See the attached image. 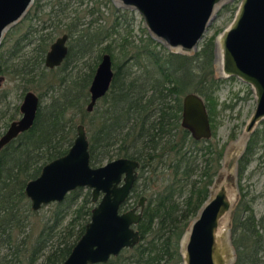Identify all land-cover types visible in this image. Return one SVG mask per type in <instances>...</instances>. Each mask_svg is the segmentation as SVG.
<instances>
[{
  "label": "trees",
  "instance_id": "1",
  "mask_svg": "<svg viewBox=\"0 0 264 264\" xmlns=\"http://www.w3.org/2000/svg\"><path fill=\"white\" fill-rule=\"evenodd\" d=\"M40 1L33 0L25 13L45 20L39 29L29 30L37 35V42L24 51L19 43L27 38L20 37L6 55H0L1 75L18 80L24 91L28 86H44L47 92L43 94L49 95L46 104L40 103L33 126L0 152V264H61L84 233L92 209L88 191L84 194L77 188L54 203L37 234L30 229L29 217L35 212L24 194L27 181L36 178L44 164L68 151L78 123L86 128L91 166L120 157L139 162L123 209L132 198L146 196L142 217L135 225L140 241L107 263L97 264H182V238L209 197L223 156L224 147L213 138L216 92L224 81L214 69L215 37L205 38L191 54L175 52L145 29L134 34L132 23L121 13L111 25L101 26L99 16L94 18L97 7L86 9L93 16L86 22L76 19V9L67 10L72 0H49L48 18L41 19ZM61 28L72 40L69 54L60 67L47 71L45 53L54 32ZM92 53L93 62L82 64L88 66L87 72L80 73V60ZM102 53L113 60V79L106 95L87 112V89ZM191 92L204 100L212 128L210 139L195 140L181 127L182 98ZM5 94H0L3 129L17 113V107L11 113ZM227 108L231 106L224 105L222 110ZM259 145L264 149V122L249 135L238 158L239 178ZM245 195L231 211L232 264H264V219L256 218Z\"/></svg>",
  "mask_w": 264,
  "mask_h": 264
},
{
  "label": "water",
  "instance_id": "2",
  "mask_svg": "<svg viewBox=\"0 0 264 264\" xmlns=\"http://www.w3.org/2000/svg\"><path fill=\"white\" fill-rule=\"evenodd\" d=\"M33 0H0V42L4 33L26 13ZM136 10L153 39L181 53L196 50L215 7L222 0H113ZM67 34L57 37L46 52L44 66L55 68L65 59ZM223 77H236L249 85L255 107L244 133L250 135L264 121V0H240L230 24L218 35ZM114 71L109 54L102 55L88 88L90 112L96 101L110 88ZM39 97L25 93L20 104L21 117L12 121L0 137V152L19 134L29 130L39 108ZM181 127L195 140L210 139L212 128L204 100L195 93L182 98ZM89 142L85 126H76V136L68 151L41 168L27 181L24 194L33 211L50 203L62 202L77 188H89L93 203L89 222L61 264L107 263L123 249L140 241L135 225L142 217L146 196L136 206L123 211L137 179L139 162L120 157L100 166L90 165ZM232 206L226 185L209 196L192 220L181 248L182 264H232L228 243L219 222Z\"/></svg>",
  "mask_w": 264,
  "mask_h": 264
},
{
  "label": "rangeland",
  "instance_id": "3",
  "mask_svg": "<svg viewBox=\"0 0 264 264\" xmlns=\"http://www.w3.org/2000/svg\"><path fill=\"white\" fill-rule=\"evenodd\" d=\"M48 1L49 0H41L39 2L40 5L42 6L41 8L43 11L41 15L39 14V17H41V19L46 17L48 18L47 10L48 7H50L51 5V3H49L48 6ZM76 1L79 0H72L69 3V7L67 10L76 9L78 11V15L76 18L77 20L80 21L84 20L86 22L91 20L93 16L90 17L86 9L94 6L99 9V11L94 14V18L99 16V18L97 19L98 25L101 26L111 25L115 15L121 13L126 17V19L130 23H132V27H133L132 29H134L133 30L134 34L139 35L143 29L147 31V29L145 28L143 18L136 10L132 8L122 6L121 4L113 0H80L82 1L80 5H77L78 3ZM239 1L240 0H222L221 3L215 7L213 17L210 20L207 29L204 33V36L202 40L199 42L196 50L200 48L201 43L207 37L214 36L215 41H217L218 35L230 24L231 20L233 19ZM69 15H71V17L75 16L73 13H70ZM29 16L30 15L26 17V15H24L17 23L12 25L4 33L2 40L0 42V55H6L7 49L9 50V48L13 46L15 41L20 37L27 38L25 40H21V42L19 43L20 47L23 48L22 50L24 51L31 49L34 43L37 42L34 39L37 35H33L29 33V30L35 28L39 29L42 25V21L45 20H38V18L34 17V15L33 18H30ZM61 29H62L61 31L58 30L57 32H54V38L50 44H52V42L58 36H60L62 33L65 32L63 31V28ZM25 33H28V35H25ZM29 39H32L31 43L28 42ZM71 42L72 40L70 38L68 42V46H70ZM170 50L178 52V50L176 49H170ZM196 50H193L190 53H186V54H191ZM94 55L95 53H92V55L91 56L89 55V57L86 60L83 59L80 60L83 61L81 64H79V67H81L78 68L80 70V73L83 74L87 72L88 66L85 67V65L83 66L82 64H85L84 62L88 60H89L88 63H92L94 60ZM1 60L2 57L0 56V61ZM220 64H221L220 53L218 47H216L215 58H214V69L216 72V76L224 79V81L221 84L220 89L216 92L218 111L214 123L216 125V127L214 126L215 137L213 138L219 140V144L222 145L224 149L221 160V167L214 178L213 184L210 187V196L215 194V192L219 189V187L222 184L226 185L227 193L231 200L232 206L230 208V211L226 213L224 217L221 218L219 222V231H221V233L223 234L225 243L229 242L227 248L229 252L228 258L233 263L235 256H234V249L231 245V239H230L231 211L233 210L235 204L239 201L242 193L246 194L244 199L248 200L251 203L256 218L264 219V149L260 148V145L259 148L257 147V150L253 155L252 161L248 165L245 173L243 174V177L239 178L237 174V167H238L237 161L240 155L243 153L246 147V143L249 139V135L244 133V126L255 107V98L251 88L246 83L242 82L236 77H223L221 71L222 66H220ZM47 71H49V69ZM26 91H32L37 95L42 94L43 96L42 104L44 103L46 104L49 101V95L43 94L44 92H47V89L44 86L43 87L28 86L27 89L24 91L23 87L21 86V83L18 80H15L11 76L5 77L4 75L0 74V94L6 93L5 94L6 100L10 103V106L13 109L11 113H13L14 108L17 107V113L14 116V120H18L21 117V113L19 111V105L21 104L23 95ZM224 105H230L231 108L222 110V107ZM76 117L78 119L79 116L77 115ZM3 121H5L4 118L0 120V137L3 134V131L7 130V127L6 129L5 128L3 129ZM10 122L8 123V126ZM263 122L264 121H262L256 127V129L260 127V125ZM81 189H82V193L85 194L88 191L91 195V190L89 188H81ZM137 202L138 200L136 198H132L128 203L127 209L136 206ZM53 204L54 203H50L48 205L41 207L38 211H34L35 214H32L29 217V221L31 223L30 229L33 234H37L39 232V230L42 227V224L45 222V218L51 215V212L54 207ZM89 206H93V203H91ZM188 230L189 228L187 229V231ZM187 231L184 234V237L182 238L181 248L182 245L184 247Z\"/></svg>",
  "mask_w": 264,
  "mask_h": 264
},
{
  "label": "flooded vegetation",
  "instance_id": "4",
  "mask_svg": "<svg viewBox=\"0 0 264 264\" xmlns=\"http://www.w3.org/2000/svg\"><path fill=\"white\" fill-rule=\"evenodd\" d=\"M63 34H67V33H62L61 35H63ZM61 35H60V36H61ZM67 35H68V34H67ZM58 37H59V36H58ZM69 39H70V37H69V35H68V39H67V41H66V46H67V48H68V53H67L65 59L67 58V56H68V54H69V49H70V46H68ZM50 45H51V44H50ZM50 45H49V48H50ZM49 48H48V50H49ZM48 50H47V51H48ZM47 51H46V52H47ZM103 54H105V53H102V54H101V56H100V58H99V61H98L97 65L100 63V60H101V57H102ZM107 54H108V53H107ZM45 55H46V53H45ZM109 55H110V54H109ZM110 57H111V56H110ZM65 59L63 60V62L65 61ZM44 60H45V57H44ZM111 60H112V59H111ZM63 62H62L61 64H63ZM60 66H61V65H60ZM60 66H58V67H60ZM58 67H55V68H58ZM96 67H97V66H96ZM96 67H95V69H96ZM45 68H46V67H45ZM46 69L51 70V69H54V68H51V69H50V68H46ZM94 73H95V70H94ZM94 73H93V75H94ZM93 75H92V78H93ZM92 78H91V80H92ZM90 83H91V81H90ZM90 83H89V86H90ZM89 86H88V88H89ZM26 92H28V91H26ZM26 92H25V93H26ZM87 92H88V89H87ZM107 92H108V91H107ZM25 93H24V95H25ZM35 94H36V93H35ZM24 95H23V97H24ZM36 95H37V94H36ZM88 95H89V92H88ZM105 95H106V94H105ZM105 95H104V96H105ZM37 96L39 97V95H37ZM104 96H103V97H104ZM103 97H101L100 99H98V100L96 101L94 107H95L96 104L99 102V100H101ZM22 100H23V98H22ZM39 100H40V103L42 104V98L40 99V97H39ZM89 101H90V99H89ZM21 102H22V101H21ZM40 103H39V106H40ZM88 103H89V102H88ZM87 105H88V104H87ZM87 105H86V107H87ZM19 107H20V105H19ZM94 107L92 108V110L94 109ZM38 109H39V108H38ZM86 110H87V109H86ZM87 112H88V111H87ZM36 116H37V114H36ZM35 119H36V118H35ZM12 121H14V120H12ZM12 121H11V122H12ZM11 122H10V123H11ZM34 122H35V121H34ZM78 124H79V123H78ZM78 124H77V125H78ZM81 124H82V123H81ZM83 125H84V124H83ZM7 129H8V126H7ZM85 129H86V128H85ZM5 132H6V131L4 130V131H3V134H4ZM23 133H24V132H23ZM3 134H2V135H3ZM21 134H22V133H21ZM19 135H20V134H19ZM19 135H18V136H19ZM16 138H17V137H16ZM16 138H15V139H16ZM13 140H14V139H13ZM137 172H138V169H137ZM209 196H210V195H209ZM54 203H56V202H54ZM42 207H43V206H42ZM123 211H124V210H123Z\"/></svg>",
  "mask_w": 264,
  "mask_h": 264
},
{
  "label": "bare ground",
  "instance_id": "5",
  "mask_svg": "<svg viewBox=\"0 0 264 264\" xmlns=\"http://www.w3.org/2000/svg\"><path fill=\"white\" fill-rule=\"evenodd\" d=\"M219 63H220V61H219ZM220 66H221V64H220Z\"/></svg>",
  "mask_w": 264,
  "mask_h": 264
}]
</instances>
